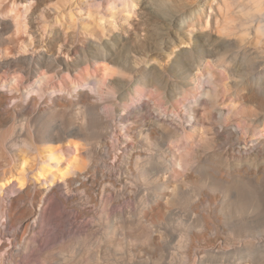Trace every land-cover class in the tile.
<instances>
[{
	"label": "bare ground",
	"instance_id": "6f19581e",
	"mask_svg": "<svg viewBox=\"0 0 264 264\" xmlns=\"http://www.w3.org/2000/svg\"><path fill=\"white\" fill-rule=\"evenodd\" d=\"M143 1L159 53L204 16L202 0ZM242 1L237 16L218 1V37L264 15V0ZM19 2L0 0V264L59 237H95L102 264H264V51L196 33L160 67L128 35L83 41L58 7L63 35ZM70 248L55 264L84 260Z\"/></svg>",
	"mask_w": 264,
	"mask_h": 264
},
{
	"label": "rangeland",
	"instance_id": "374dc122",
	"mask_svg": "<svg viewBox=\"0 0 264 264\" xmlns=\"http://www.w3.org/2000/svg\"><path fill=\"white\" fill-rule=\"evenodd\" d=\"M27 1H28V3H27L28 6L32 5L33 7L32 6L31 7L35 8L36 6L38 7L40 5H43V6H40L42 12H50L51 15H54L55 17L50 15V18H49L50 21H51V20H53V17H54V20H53L54 23H53V21H51L53 23L54 27L52 26L53 28H51V29L55 30V26L57 27V25H58V30L60 29L62 32L60 30L59 31H60L61 34L63 33V35H65L63 31H66V30H64L65 26L62 25V24H65V22L61 23V25L60 24H55L57 19H59V17H56V15H57L56 13H58V7L61 8L63 11H65L66 15H69L70 13H72L73 16H74L72 21H74V22L76 21V22H78V24L82 25L81 27L83 29V31H82L83 35L80 34V37H79L80 39L83 37L81 40L85 41L84 39H86V41H88V40L91 41L92 40V42L96 41L97 43L98 42H101V43L104 42L105 43V42L109 41L111 39L112 35L115 34L118 31L116 34L121 33V35L122 34L125 35V36L128 35L127 37L131 40V43L134 42V43H132L133 45H135V42H136V45L141 44L143 52L144 53L146 52L145 54H147V55H150V56L152 55L151 56L152 58L149 56V60L150 61L152 60V62H155L156 65L157 66L159 65L160 67L161 66L164 67V65L165 66H169V64H171L175 60L174 58L177 56V54L180 53V51H183V50L185 51V50L192 49L194 47V41H195L196 33H198V35H201V36L209 34L212 37V39H214V40H218L219 38H226L227 34H235L236 33L235 36L236 37L239 36L236 39L241 41V39L243 38L242 40H244L245 42L244 41H242V42H243L244 45L248 46L247 50L249 49L248 50L249 53H252V52L255 53L256 51H259V50H261L262 51L261 53H263V51H264V49H262V48L257 49L255 47V45H252V44L248 45V38L245 39V34H244V37L242 35L243 34L242 31H244V29L249 28V26L252 28L251 29V33L257 32V30H259L260 28L263 29L264 28V15L263 16L261 15L262 17L261 16H259V17L257 16V18L251 17L250 21L248 23L249 26L247 28H245L246 25H245V27H244V25H243V27L240 26L242 24L241 23L238 24L240 22L238 20V22H236L237 26L235 25V28H236L237 32H239L238 34H237L235 29L230 31L229 28H224L225 30L221 29V32L224 31V34L226 33L225 35L224 34H223V36L220 35V37H218V35H216L218 32L216 31V28L214 27L215 23L212 22V21L215 18L214 16H216L217 13H218L217 12V10H218L217 7H218V1L219 0H216V1L215 0H202V4L201 5L204 8V11H203L204 16L201 19L200 18L198 19L199 22H198V20H196L197 22L196 21L189 22L188 23V28L186 27V28L182 29V31H179L180 33L177 32L176 29H172V35L171 36H172V40L173 41L169 45L170 46V50H165V51L160 52V53H159V51H157L152 46V44H149L150 42L152 43V39L148 35V29H146V27L144 28V26L141 24V23H143V19H142L143 16L141 14V12L143 11L141 9V5L144 2L143 0H140L141 3H140L139 0L136 1L135 3L133 2L134 0H127V1L126 0H43L44 2L42 1L43 3L41 2L40 5H38L39 4L37 2L38 0H27ZM147 1L151 2L150 0H147ZM231 1H233V3L236 4V7H235L236 11L238 10L236 13L234 11L235 16H237V14L240 15L241 12H239L240 8H238V6H239V3L241 4V3H243V1L242 2H240L241 0H235V1L231 0ZM133 3H134V5H133ZM20 4L17 5V7L21 8V9H24L25 8L24 6L27 5L26 3H24L25 4L24 6H23L22 3H20ZM110 4L111 5L113 4V6H111ZM135 5H137V6H135ZM111 8H112V10H111ZM99 12L101 13V15L99 14ZM132 12H133V14H131ZM128 13H130V14H128ZM96 14L100 15L99 18H97L98 16ZM92 15H93L94 18H91ZM95 15H96V17H95ZM25 16H26L27 19H31L30 17L28 18L27 14ZM58 16H59V14H58ZM37 17H38L37 18L38 21L40 19H41L40 21H44L46 19L45 16L43 17V15L40 14V13L37 15ZM103 18H104V20H101ZM23 19H25V18H23ZM98 19L101 20L102 23L100 21H98ZM68 20L71 21V18H69V16H68ZM95 21H97V22H95ZM251 22H252V24H251ZM111 23H113V24H111ZM198 23H199V25H198ZM101 25L104 26L105 28L102 27L103 28L102 29ZM68 27L69 26H67V29H68ZM86 27H87V29H86ZM94 27H96V28H94ZM166 27L167 26H165V25H161V28H166ZM195 27H196V29H195ZM240 27L243 28V29H241ZM93 28L95 30H93ZM40 29H41V26H40ZM51 29H49V30H45L44 29L43 30V28H42L41 29L42 31L40 30L41 33L42 32L44 33V34L42 33L43 35L41 34L42 36H45L44 40L48 41V40H50L53 37L52 36L53 35L52 34L53 30H51ZM88 29H90V30H88ZM104 29H105V32H104ZM102 30H103L104 33L102 32ZM137 33L138 34L140 33V34L138 35ZM255 34L256 33H253L252 36L254 37ZM251 37H249V38H251ZM137 39H138V41H137ZM146 39H147V41H146ZM148 40H149V42H148ZM246 40H247V42H246ZM0 54H1L0 56L2 57L4 55V52L1 50ZM157 58H158V60H157ZM262 199H264V197ZM259 205H261V204H259ZM62 241H64V242H62ZM79 241H80V239H78V241L74 240L73 244L71 245L73 248L71 246H69V248L71 247L70 248L71 250L74 249L76 251V253H78L77 254L78 257H79V254H80V256H82V257L78 258V259H81V260L84 259L83 261L80 260L81 261L80 264H82V262H84L83 264H100L102 262V261H100L101 259L99 258V255H98L99 254V249H100L99 248L100 244H98V241H96V238L94 237L91 240L89 239V241H88V239L87 240H82L81 242H84V241H87V242H85L84 244L83 243L81 244V242H80L78 244L80 246H77V243ZM95 241H96V244H95ZM85 244L87 246H89V245L90 246L87 247ZM73 245L76 246V247H74ZM69 248H68V245H67V241L65 239L63 240L62 237H59V238H56V239H50L49 241L47 240L44 243V245H42L39 248L40 251H37V254L36 253L34 254L35 257L30 259L32 261H30V260H28V262L24 261V264H55L56 262L59 261L61 255H62V252L63 253L67 252V250H69ZM78 249H79V251H77ZM86 249H88V250H86ZM57 257H59V259ZM33 259H35V260H33ZM0 260H1V256H0ZM25 262H27V263H25Z\"/></svg>",
	"mask_w": 264,
	"mask_h": 264
}]
</instances>
